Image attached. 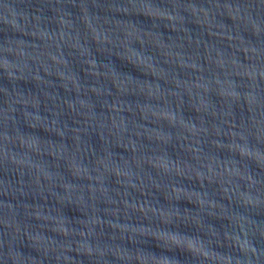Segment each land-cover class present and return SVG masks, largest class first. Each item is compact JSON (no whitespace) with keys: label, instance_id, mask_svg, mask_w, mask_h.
Listing matches in <instances>:
<instances>
[{"label":"water","instance_id":"1","mask_svg":"<svg viewBox=\"0 0 264 264\" xmlns=\"http://www.w3.org/2000/svg\"><path fill=\"white\" fill-rule=\"evenodd\" d=\"M0 264H264V0H0Z\"/></svg>","mask_w":264,"mask_h":264}]
</instances>
